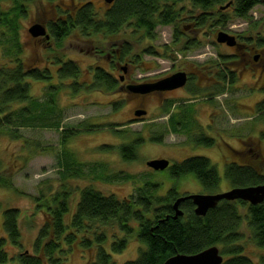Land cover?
I'll use <instances>...</instances> for the list:
<instances>
[{"label": "rangeland", "instance_id": "obj_1", "mask_svg": "<svg viewBox=\"0 0 264 264\" xmlns=\"http://www.w3.org/2000/svg\"><path fill=\"white\" fill-rule=\"evenodd\" d=\"M86 2L92 3L98 16L103 17L108 6L105 0H35L33 4L30 3L26 15L20 17L23 43L20 58L26 60L28 64L41 67L48 65L45 49L53 46L51 38L43 40L42 36L34 37L29 33L28 28L35 22L46 23L57 16L59 8L70 10L75 5ZM186 3L187 1L183 4ZM11 6V0H2L3 9H9ZM228 11H232V8ZM263 12L264 6L257 5L247 19L234 16L230 18L226 26L214 28L207 26L196 31L191 30L194 28L191 23H186V16L181 17L182 20L177 22L178 26L184 28V31H189L187 38L190 40L194 38L193 42L196 43L188 50L184 38L174 44V27L171 24L158 25L154 31V38L145 37L140 30L137 31L131 24H127L117 37V43L131 42L132 54L140 55L137 61L128 59L133 65L129 75L134 80L163 78L183 68L195 73L193 80H210L211 77L208 76L214 74L217 77L219 53L235 52L240 57L242 54L239 52L241 50H235L226 43H217L218 33L226 31L236 35L239 42L248 44V47L252 49L263 48V45L257 43L258 39L264 36ZM189 44L192 43L189 41ZM109 45L110 41H106L101 35L88 39L75 32L66 39L62 50L65 57L72 58L80 65L81 75L78 79L81 82L89 83L90 81L91 83L93 67L96 65L112 71L117 78L123 74V71L118 68L112 70V63L116 61V58L110 56ZM148 47H152L158 53L154 55L144 53L143 50ZM117 48L119 47H115L111 52L115 54ZM252 54L251 50L249 55ZM10 59L11 57L5 54L0 46V69L6 66ZM234 61L229 64L232 71L235 68L237 80L234 84H224L226 85L224 91L217 92L218 95L212 98V103L204 101L197 103L198 118L202 124L209 121L207 116L211 110L215 114L214 128L206 130L192 128L173 131L168 125L169 114L163 112L161 98H132L125 90L120 91L118 87L106 91L92 89L85 84L75 92L69 87L71 80L61 81L64 83L62 85L55 73L52 83L45 80H31V95L43 102L50 98V92L54 93L56 86L60 83L55 100L62 108L61 128L20 127L18 129L20 137L12 135L10 130L13 126H8L10 130L5 129L6 127L0 130V175L11 177L16 187L14 191L0 186V202L3 208L18 207L20 209L21 231L20 245L9 241L5 244V250L8 252V262L5 264H20L17 255L25 249L33 251V243L45 222L43 211L36 207V199L42 190L48 195L51 192L55 193L62 182H65L61 178L59 159L63 152L66 153V149L83 162L80 166L81 175L69 177L66 182L71 192L72 209L78 202L81 188L87 186L119 199L138 196L142 191L141 188L150 182L160 183L158 194L161 195L167 194L171 187L178 189L180 194L204 192L201 183L192 174L175 178L167 169L150 168L147 161L154 158H167L174 163L182 162L194 155L207 156L220 176L219 186L211 193L224 192L232 188L225 177V166L228 162L235 160L240 162L241 159H245L244 155L247 158L251 152H255L261 156L264 163V118L256 110L257 102L264 98V70L259 65L247 63L244 57L243 61L239 58L237 62ZM207 72H209L208 76H204L203 74ZM198 83L201 84V81ZM187 94L189 93L181 90L170 96L178 97ZM205 96L210 94L201 93L198 97ZM171 99L173 102H181L185 98ZM18 107V103L11 106L14 109ZM138 109L147 110L146 115L141 119L135 114ZM172 109L176 114L184 110L179 105ZM59 112L58 110L57 113ZM86 124L89 125L86 126ZM63 128L80 131L62 143ZM210 136H213V141L208 145L197 141V139L201 141L200 137L206 140ZM133 139L141 141L138 146L139 157L137 160L127 161L122 158L117 149L119 145ZM104 144L112 145L113 149H101ZM104 163L108 168L106 174L102 171ZM94 165L100 168L91 172ZM49 187L51 191H48ZM239 211L245 214L246 207L239 205ZM131 224L137 226L135 221ZM88 226L90 232H80V236L88 233L87 238L94 239L95 232L105 231L107 234L105 246L112 252L114 264H123L138 257L139 248L143 245L136 234L130 235L122 231L116 223L102 226L100 223L91 222ZM241 229L245 233L240 241L244 246V254L249 255L256 264H260L259 257L264 253V248L258 247L253 242L246 220L243 221ZM4 234L0 217V236ZM122 238L126 239V246L113 253L112 242ZM81 242L82 239H78L63 255L64 264H91V261L95 260L93 257L95 245L85 247Z\"/></svg>", "mask_w": 264, "mask_h": 264}, {"label": "trees", "instance_id": "obj_2", "mask_svg": "<svg viewBox=\"0 0 264 264\" xmlns=\"http://www.w3.org/2000/svg\"><path fill=\"white\" fill-rule=\"evenodd\" d=\"M11 1L12 6L9 9H3L2 0H0V46L5 54L11 57L7 65L0 69V130L13 126L9 130L14 137H20L18 134L20 127L61 128L62 108L57 105L55 96L59 92L60 83L64 84L63 80H71L69 87L75 92L84 84L92 89L106 91L118 87V78L115 74L101 65L93 67L91 83L90 81L89 83L81 82L78 79L81 75L80 65L72 58L65 57L62 50L64 42L71 34L76 32L88 39L101 35L106 41H110V53H113L111 51L115 47H119L120 54L114 57L116 61L124 62L128 59L137 61L140 55L132 54L131 42L117 43V37L127 24H131L137 31L140 30L142 35L150 38L155 37L154 31L158 25L171 24L174 27L173 37L176 44L182 38L189 36V31H184V28L177 24L183 16H186V23L194 26L191 30L196 31L207 26L209 28L226 26L230 18L234 16L247 19L257 5L264 6V0H114L106 7L103 17L98 16L94 5L90 2L75 5L70 10L59 8L57 16L45 23L51 34L53 46L46 47L45 58L48 59V65L41 67L28 64L26 60L20 58L23 51L20 17L26 15L27 7L35 0ZM185 1L187 3L184 5ZM228 2L230 5L224 7ZM230 8L232 11H228ZM190 43L192 46L196 44L193 40ZM257 43L264 46V36L260 37ZM186 45L190 44L185 43ZM143 51L153 55L158 53L152 47L145 48ZM232 58L234 62H237L238 58L243 61V54L241 57L239 54L230 57L228 54L219 53L218 93H222L226 85L234 84L237 80L235 68L232 71L228 66V61ZM112 64V70H114L115 62ZM54 73L60 83L56 86V91L54 89V93L50 92V98L43 102L33 97L30 93L31 80L51 82ZM227 80H230L229 84ZM17 103L18 108H11ZM173 103L169 101L161 105L163 112H171ZM58 110L59 113H57ZM256 110L264 118V98L257 102ZM171 113L168 119L169 127L176 132L181 129L188 130L181 116L185 112L176 114L172 111ZM78 131L80 130L63 128L62 143ZM200 139L201 141L197 139L199 143H207V145L213 141L210 137L206 140L203 137ZM140 142L138 139H133L119 145L117 150L125 160H137ZM102 148L113 149L112 145L108 144L102 145ZM65 151L66 153L63 152L59 159L61 178L65 182H62L55 193L51 192L48 195L42 190L36 199V207L43 211L45 222L33 243V251L25 249L17 255L20 264H64L63 255L78 239H82L81 244L85 247L95 245L93 255L95 260L91 261V264H114L112 252L105 246L107 242L105 231L95 232L94 239L87 238L90 232L88 223L91 222L100 223L102 226L116 223L122 231L130 235L136 234L143 246L139 248L136 259L123 264H162L177 253L193 254L213 245L218 246L224 256L222 264H256L243 252L244 246L240 241L245 233L241 227L246 220L253 242L258 247L264 248V200L251 204L242 200L224 199L203 216L195 213L194 203L191 200H186L181 203L184 214L175 217L172 202L179 195L177 189L172 187L167 194L161 195L158 194L160 183L150 182L141 188L142 191L138 196L125 199L106 195L91 186L81 188L78 202L72 209L71 192L66 182L69 177L81 175L80 166L83 162L79 161L74 153L67 149ZM244 158L240 162L239 160L228 162L225 166V177L232 187L264 184V163L261 156L251 152L247 158L244 155ZM103 167L102 171L106 174L107 164L104 163ZM99 168L98 165H94L91 172ZM188 172H195L208 191H213L219 186L220 176L205 156H191L176 163L171 176L178 178ZM0 186L16 191L11 177L0 175ZM48 191H51V187ZM239 205L246 207L245 214L239 211ZM1 210L0 217L5 234L0 236V264H5L8 262V252L5 250L7 241L15 245L21 243L20 209L18 207L3 208L0 202ZM132 221L137 222V226H133ZM87 231L85 236H80V232ZM125 246V238L115 240L111 244L113 253L122 250ZM259 263L264 264V253L260 255Z\"/></svg>", "mask_w": 264, "mask_h": 264}, {"label": "water", "instance_id": "obj_3", "mask_svg": "<svg viewBox=\"0 0 264 264\" xmlns=\"http://www.w3.org/2000/svg\"><path fill=\"white\" fill-rule=\"evenodd\" d=\"M114 0H105L106 4L109 5ZM230 2L224 7L229 6ZM29 33L34 36H43L45 39L50 38V34L43 22H35L28 28ZM217 42L226 43L229 46H237L238 42L233 34L226 31H220L217 35ZM124 67H126L124 65ZM187 81V74L184 71L175 72L171 75L163 77L158 81L151 83H137L132 84L129 88L133 92L146 94L153 90H168L175 89L183 86ZM147 111L141 109L136 112L138 116L145 115ZM170 164L167 158H154L147 161V165L154 170H164ZM191 199L195 205L194 211L197 215H205L210 208L215 207L221 200H242L251 204H257L264 200V184L249 185V186H235L227 191L219 193H192L178 197L173 202V208L175 210V217L183 215L184 211L180 208V204ZM224 262V256L220 252V248L216 245L207 247L197 253L183 254L177 253L162 264H222ZM11 264V263H8Z\"/></svg>", "mask_w": 264, "mask_h": 264}, {"label": "flooded vegetation", "instance_id": "obj_4", "mask_svg": "<svg viewBox=\"0 0 264 264\" xmlns=\"http://www.w3.org/2000/svg\"><path fill=\"white\" fill-rule=\"evenodd\" d=\"M192 31H195V30H192ZM191 31V32H192ZM50 34V33H49ZM234 35V34H233ZM236 37V41L238 42V45L237 46H230L231 48L235 49V50H241L240 52H242L243 54V57L245 59V61L247 63H250L251 65L252 64H255V65H259L261 67V69L264 70V47L262 48H250L248 47V44H245V43H241L239 42L238 40V37L235 35ZM43 40H49L51 38V34H50V38L49 39H45L43 36L41 37ZM185 40L188 44H189V41L191 42L192 39L190 40V38L188 39L187 37H184ZM41 39V40H42ZM193 41H194V38H193ZM192 46V44L190 45H186V47H189L188 49H190ZM254 47V46H252ZM187 49V48H186ZM187 49V50H188ZM244 49V51H243ZM250 49V50H249ZM251 50L253 52V54L250 56L249 54L251 53ZM234 53L235 52H231V53H227L230 57L231 56H234ZM117 54V55H116ZM120 54V51L119 49L117 48L115 50V54L111 53L110 56L112 57H116V56H119ZM236 54V53H235ZM219 59V57H218ZM234 61V59H230L228 61V66L230 63H232ZM124 65L126 67H124ZM115 66L116 68H118L119 70H122L123 71V74H120L117 82H118V89L120 91H123L125 90L127 92V94H129V96H131L132 98L133 97H139V98H145V97H156V98H161V105H164L165 102H169L171 101L172 99L171 98H178V97H184V101H181V102H177L175 101L173 103V107H176L177 105L183 107V114H181L182 116V121H184V123H186V127L188 129H202V130H206V129H213L214 128V124H215V114L214 112L211 110L209 113H208V118H209V121L206 123V124H202L198 118V109H197V106H198V102H202L204 101L205 103L208 102V103H212V98L214 97H217V87H218V83H219V80L218 78L213 74L211 76H208L207 73L203 74L204 76H208V77H211L210 80H193V78H195V73H193V71L190 72L189 69L187 68H183L181 70H178L177 72L179 71H184L186 74H187V81L186 83L181 86V87H177L175 89H168V90H153V91H150L146 94H142V93H138V92H133L129 86L132 85V84H137V83H153L155 81H158L159 79L161 78H151V79H141V80H134L130 77L129 75V71L130 69H132L133 65L128 62V61H125L124 64H122V62L120 61H115ZM196 69V67H193ZM192 68V70H193ZM211 69V68H210ZM204 72V71H203ZM175 73V72H174ZM173 74V73H172ZM212 74V73H211ZM171 75V74H170ZM198 81H201V84L198 83ZM230 80H227V83L229 84ZM181 90H185L187 93V95L185 96H178V97H171L170 95L174 94V93H177ZM201 93H208L210 94V96H205V97H201L199 98V94ZM191 96V97H190ZM188 98V100H187ZM171 99V100H170ZM172 107V108H173ZM199 108V107H198ZM141 109H138L137 111H139ZM135 111V114L136 112ZM147 111V110H146ZM173 111V109L171 110V112ZM171 112L167 113L169 114L168 116V119L170 118L171 116ZM146 115V114H145ZM145 115H142L138 118H143ZM211 139H213V136H210ZM199 142V141H198ZM196 156V155H194ZM202 156V155H201ZM191 157V156H190ZM207 157V156H205ZM208 158V157H207ZM187 159V158H186ZM209 159V158H208ZM185 160V159H184ZM183 160V161H184ZM170 161V164L169 166L166 168L167 170H169V173L171 175V173L173 172V168H174V165L178 162H172L171 160ZM212 165V164H211ZM151 168V167H150ZM164 169V170H166ZM193 175L197 178L195 172H188V173H185V174H182L181 176H179V178H181L182 176H187V175ZM197 180L201 183V181L197 178ZM202 185V189L204 190V192H200V193H211V191H208L205 189L204 185L201 183ZM172 188V187H171ZM170 188V189H171ZM168 189V191L170 190ZM167 191V192H168ZM177 192L178 189H177ZM190 194V193H189ZM182 195H186V194H180L173 200V202L180 196ZM187 200H191V199H187ZM186 201V200H185ZM192 201V200H191ZM172 202V203H173ZM184 202V201H183ZM193 202V201H192ZM180 208H181V204H180ZM194 208H195V205H194ZM183 210V209H182ZM184 211V210H183Z\"/></svg>", "mask_w": 264, "mask_h": 264}]
</instances>
